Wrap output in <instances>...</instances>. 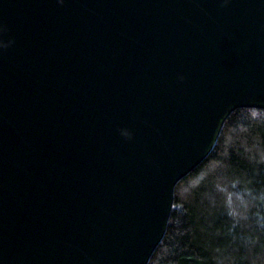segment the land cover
I'll use <instances>...</instances> for the list:
<instances>
[{"label":"water","instance_id":"obj_1","mask_svg":"<svg viewBox=\"0 0 264 264\" xmlns=\"http://www.w3.org/2000/svg\"><path fill=\"white\" fill-rule=\"evenodd\" d=\"M240 108L264 0H0V264H149Z\"/></svg>","mask_w":264,"mask_h":264},{"label":"trees","instance_id":"obj_2","mask_svg":"<svg viewBox=\"0 0 264 264\" xmlns=\"http://www.w3.org/2000/svg\"><path fill=\"white\" fill-rule=\"evenodd\" d=\"M149 264H264V110L240 108L183 178Z\"/></svg>","mask_w":264,"mask_h":264}]
</instances>
